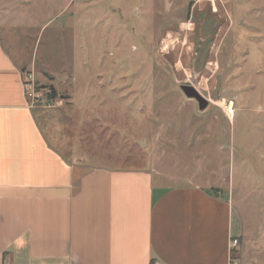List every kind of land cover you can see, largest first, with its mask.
Listing matches in <instances>:
<instances>
[{
  "label": "rangeland",
  "instance_id": "374dc122",
  "mask_svg": "<svg viewBox=\"0 0 264 264\" xmlns=\"http://www.w3.org/2000/svg\"><path fill=\"white\" fill-rule=\"evenodd\" d=\"M5 33L57 82L55 106L73 95L54 124L88 166L220 189L236 256L264 264V0H0Z\"/></svg>",
  "mask_w": 264,
  "mask_h": 264
},
{
  "label": "crops",
  "instance_id": "0c3cea01",
  "mask_svg": "<svg viewBox=\"0 0 264 264\" xmlns=\"http://www.w3.org/2000/svg\"><path fill=\"white\" fill-rule=\"evenodd\" d=\"M16 44L0 34V264H242L241 219L220 189L88 166L54 124L73 95L30 107L24 73L36 64ZM36 75L57 101L51 74Z\"/></svg>",
  "mask_w": 264,
  "mask_h": 264
},
{
  "label": "built area",
  "instance_id": "2783aa9c",
  "mask_svg": "<svg viewBox=\"0 0 264 264\" xmlns=\"http://www.w3.org/2000/svg\"><path fill=\"white\" fill-rule=\"evenodd\" d=\"M25 93L28 99V104L33 108H52L57 105V101L49 98L51 90L40 86L36 75L33 71L25 72L24 75ZM239 240L234 238L231 241V247L236 248Z\"/></svg>",
  "mask_w": 264,
  "mask_h": 264
},
{
  "label": "water",
  "instance_id": "95a60500",
  "mask_svg": "<svg viewBox=\"0 0 264 264\" xmlns=\"http://www.w3.org/2000/svg\"><path fill=\"white\" fill-rule=\"evenodd\" d=\"M181 89L186 97L197 101L200 111H204L208 108L210 104L209 100L203 97V95H201V93L194 86L184 84L181 85Z\"/></svg>",
  "mask_w": 264,
  "mask_h": 264
},
{
  "label": "bare ground",
  "instance_id": "6f19581e",
  "mask_svg": "<svg viewBox=\"0 0 264 264\" xmlns=\"http://www.w3.org/2000/svg\"><path fill=\"white\" fill-rule=\"evenodd\" d=\"M232 105V104H231ZM228 108L230 107V109L232 108L231 106H227Z\"/></svg>",
  "mask_w": 264,
  "mask_h": 264
}]
</instances>
